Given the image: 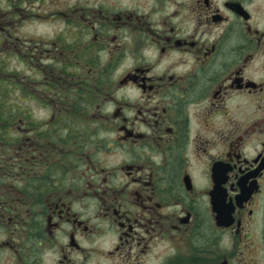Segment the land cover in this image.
Segmentation results:
<instances>
[{
	"label": "flooded vegetation",
	"instance_id": "obj_1",
	"mask_svg": "<svg viewBox=\"0 0 264 264\" xmlns=\"http://www.w3.org/2000/svg\"><path fill=\"white\" fill-rule=\"evenodd\" d=\"M1 1L0 264H264V0Z\"/></svg>",
	"mask_w": 264,
	"mask_h": 264
},
{
	"label": "rangeland",
	"instance_id": "obj_2",
	"mask_svg": "<svg viewBox=\"0 0 264 264\" xmlns=\"http://www.w3.org/2000/svg\"><path fill=\"white\" fill-rule=\"evenodd\" d=\"M49 1H50V6L48 8V12L49 13L57 12L58 10L57 2L58 1L57 0H49ZM0 4H3L1 0H0ZM43 9H45V7L42 8V11ZM42 11H40L39 9V12L34 11L32 14H37V13L42 14ZM23 25L24 27L20 30V33H19V36H21L23 39L24 37L26 38L33 37V38L46 40L48 38H52L53 36H55L56 31H57V28H56L57 22L52 18L46 19V21H39L38 19H36L33 23H30V24L25 23ZM21 26L22 25H20V27ZM47 33H49V35H47ZM1 56H3V59L7 62V64L9 65V68H17L18 70L22 72V74L26 72L27 67L25 64L21 63L20 61H17L16 59H13L12 56L10 55L8 56L7 54H2ZM20 77H23V76H20ZM7 81L9 84L10 79H7Z\"/></svg>",
	"mask_w": 264,
	"mask_h": 264
},
{
	"label": "trees",
	"instance_id": "obj_3",
	"mask_svg": "<svg viewBox=\"0 0 264 264\" xmlns=\"http://www.w3.org/2000/svg\"><path fill=\"white\" fill-rule=\"evenodd\" d=\"M3 93H4L3 94L4 95L3 96V99L9 100V92L8 91H5ZM4 105L5 104L0 105V117H4V116L9 115V109L6 106H4ZM6 177L9 178V175H7ZM3 179H6V178L3 177Z\"/></svg>",
	"mask_w": 264,
	"mask_h": 264
}]
</instances>
